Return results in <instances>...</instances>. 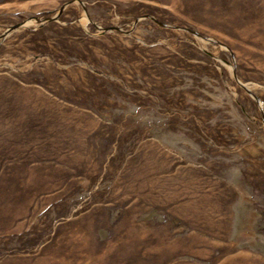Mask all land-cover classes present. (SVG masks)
Returning a JSON list of instances; mask_svg holds the SVG:
<instances>
[{"label":"rangeland","instance_id":"obj_1","mask_svg":"<svg viewBox=\"0 0 264 264\" xmlns=\"http://www.w3.org/2000/svg\"><path fill=\"white\" fill-rule=\"evenodd\" d=\"M0 264H264V0H0Z\"/></svg>","mask_w":264,"mask_h":264}]
</instances>
